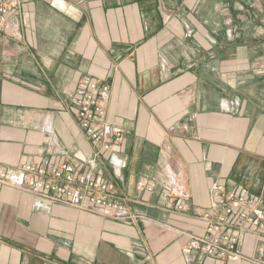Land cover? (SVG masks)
Segmentation results:
<instances>
[{
  "label": "crops",
  "instance_id": "obj_1",
  "mask_svg": "<svg viewBox=\"0 0 264 264\" xmlns=\"http://www.w3.org/2000/svg\"><path fill=\"white\" fill-rule=\"evenodd\" d=\"M17 1L16 33L0 31V168L67 161L126 217L0 183V264L264 261V217L228 258L186 252L231 191L264 205V0ZM85 77L110 89L116 151L76 120Z\"/></svg>",
  "mask_w": 264,
  "mask_h": 264
},
{
  "label": "built area",
  "instance_id": "obj_2",
  "mask_svg": "<svg viewBox=\"0 0 264 264\" xmlns=\"http://www.w3.org/2000/svg\"><path fill=\"white\" fill-rule=\"evenodd\" d=\"M18 7L17 0H0V31L6 35L17 31L12 14ZM108 93L106 83L85 77L79 80L71 97L76 118L86 137L104 151H116L123 138L122 131L101 120L106 110ZM0 183L31 188L56 201L87 209L94 206L100 213L115 218L122 216L124 211L122 205L105 194L110 188L107 183L78 173L67 161L56 167L27 162L14 169L0 168ZM165 195L170 196V192L167 191ZM177 207L181 209L182 206ZM263 217L264 205L260 199L231 191L215 215L209 212L203 214L205 231L202 235L191 236L186 252L201 250L217 259L228 258L234 254L237 233L256 228ZM258 264H264V261Z\"/></svg>",
  "mask_w": 264,
  "mask_h": 264
},
{
  "label": "rangeland",
  "instance_id": "obj_3",
  "mask_svg": "<svg viewBox=\"0 0 264 264\" xmlns=\"http://www.w3.org/2000/svg\"><path fill=\"white\" fill-rule=\"evenodd\" d=\"M110 90V89H109ZM109 94V93H108ZM72 104H73V102H72ZM107 104V103H106ZM106 108H107V105H106ZM73 112H74V115H75V107H74V104H73ZM105 112H106V110H105ZM105 114V113H104ZM75 117H76V115H75ZM76 120H77V118H76ZM101 120H103V118H101ZM77 122H78V120H77ZM79 124V123H78ZM80 126V125H79ZM112 126V125H111ZM112 127H114V126H112ZM114 128H117V127H114ZM117 129H119V128H117ZM122 136H123V134H122ZM42 164H44V165H46L47 167H56V166H58V165H56V166H49V165H47V164H45V163H42ZM97 180V179H96ZM50 199H52V198H50ZM52 200H54V199H52ZM56 201V200H55ZM60 202V201H59ZM63 203H65V202H63ZM68 204H70V203H68ZM70 205H73V204H70ZM75 206V205H74ZM78 208H80V209H83V210H85V211H87V212H90V213H92V214H96V215H100V216H105V217H111V218H115V217H113V216H107V215H105V214H102V213H100L94 206H92V208H90V209H87V208H83V207H81L80 205H78ZM124 214V213H123ZM122 214V216H119V217H117V219H120V218H125L126 217V215L124 214L123 215Z\"/></svg>",
  "mask_w": 264,
  "mask_h": 264
}]
</instances>
